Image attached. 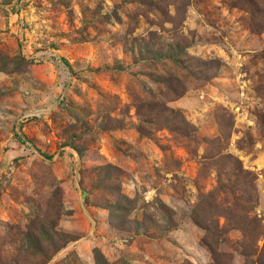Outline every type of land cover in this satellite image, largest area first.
I'll list each match as a JSON object with an SVG mask.
<instances>
[{"label": "rangeland", "instance_id": "374dc122", "mask_svg": "<svg viewBox=\"0 0 264 264\" xmlns=\"http://www.w3.org/2000/svg\"><path fill=\"white\" fill-rule=\"evenodd\" d=\"M0 264H264V0H0Z\"/></svg>", "mask_w": 264, "mask_h": 264}, {"label": "trees", "instance_id": "16d2710c", "mask_svg": "<svg viewBox=\"0 0 264 264\" xmlns=\"http://www.w3.org/2000/svg\"><path fill=\"white\" fill-rule=\"evenodd\" d=\"M162 56V55H160ZM158 60L159 61H163V60H169L171 61L172 63H178V59H176L175 57V54L172 55V52L169 51L168 52V55L165 54V57H158ZM46 159H50V157H44ZM237 172V171H236ZM240 174H244L243 171H239ZM242 211V210H240ZM240 211L236 209L235 213H237V217H234V220L236 222V225L238 226V228L236 229L237 231L241 232L242 234L246 235L247 232H248V226L246 225L247 223H244V221H249V222H253V224L255 223L256 224V218L254 219V217H251L249 219H247L245 217V215L242 216V214H240ZM248 214H250L251 212L247 211ZM194 222L202 227V229L204 230L206 236L211 239L214 243H218L220 240H221V236L224 234V230L223 229H218L216 227L213 226L212 223H210L209 221L205 220V219H199V217H197L196 214H194V218H193ZM28 233V232H27ZM26 233V234H27ZM43 233V232H42ZM44 234V239L41 241L40 239H35L34 237L30 236L28 234L27 236V239L29 240L31 237L35 240V243L33 244V246H29V248H25L24 249V252H28L30 256L32 257H44L45 259L47 258V261L49 260L48 259V249H46L44 246H43V242H48L49 244L51 243H59L61 244L60 247H56L55 245V248L51 249L53 250L54 254L59 251L60 249H62L65 244H67L68 242H70V240L68 241V239H66L65 235H60V234H57V236L59 238L56 239V241L54 242V236L53 235H50L48 233H43ZM56 235V234H55ZM206 246L208 247V249L211 251L212 255H215V252H214V248L207 245ZM248 256V255H247Z\"/></svg>", "mask_w": 264, "mask_h": 264}]
</instances>
